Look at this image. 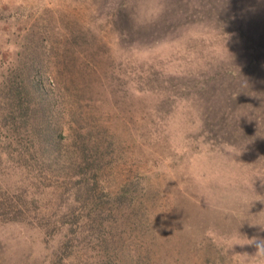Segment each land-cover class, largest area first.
<instances>
[{"label": "rangeland", "instance_id": "374dc122", "mask_svg": "<svg viewBox=\"0 0 264 264\" xmlns=\"http://www.w3.org/2000/svg\"><path fill=\"white\" fill-rule=\"evenodd\" d=\"M263 54L264 0H0V264H261Z\"/></svg>", "mask_w": 264, "mask_h": 264}, {"label": "clouds", "instance_id": "9594fccd", "mask_svg": "<svg viewBox=\"0 0 264 264\" xmlns=\"http://www.w3.org/2000/svg\"><path fill=\"white\" fill-rule=\"evenodd\" d=\"M256 241L252 240L251 244H255ZM256 258L258 261L261 262V264H264V243H261L257 246V251L256 254L253 256Z\"/></svg>", "mask_w": 264, "mask_h": 264}, {"label": "trees", "instance_id": "16d2710c", "mask_svg": "<svg viewBox=\"0 0 264 264\" xmlns=\"http://www.w3.org/2000/svg\"><path fill=\"white\" fill-rule=\"evenodd\" d=\"M263 55H264V54H263ZM249 63H250V64H253V65H254V64H255V65H258V64H259V65H263V64H261V63H258L257 59H251V60L249 61Z\"/></svg>", "mask_w": 264, "mask_h": 264}]
</instances>
